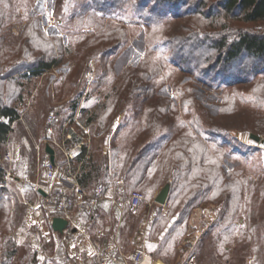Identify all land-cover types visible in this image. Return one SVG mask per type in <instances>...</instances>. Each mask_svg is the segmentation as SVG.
I'll return each mask as SVG.
<instances>
[{"label": "rangeland", "instance_id": "obj_1", "mask_svg": "<svg viewBox=\"0 0 264 264\" xmlns=\"http://www.w3.org/2000/svg\"><path fill=\"white\" fill-rule=\"evenodd\" d=\"M216 1L0 0V95L19 114L0 143L1 155L8 145L14 154L10 176L28 188L37 177L42 184V148L38 154L34 145L47 133V118L58 110L59 127L78 115L90 134L82 173L88 160L101 170L95 191L121 180L119 202L133 192L144 195L139 208H125L118 221L123 240L132 244L142 219L153 215L146 249L169 264L181 258L191 264H264V150L252 147L249 138L264 136V71L246 58L228 67L191 60L205 58L206 48L197 47L203 41L220 35L232 40L245 31L264 34V24L218 18ZM43 42L50 44L55 65L38 78L23 79V65ZM161 135L170 137L163 138L146 179L129 191L123 176H115L114 161L119 167L127 157L129 164ZM166 185L167 203L153 205ZM0 192L6 200V191ZM6 202H0V263L3 241L17 244L22 234L12 230ZM106 222L113 227L115 217ZM30 233L37 240L34 231L25 234ZM46 237L39 252L30 242L18 249L15 244L10 264L57 255L53 236Z\"/></svg>", "mask_w": 264, "mask_h": 264}, {"label": "built area", "instance_id": "obj_2", "mask_svg": "<svg viewBox=\"0 0 264 264\" xmlns=\"http://www.w3.org/2000/svg\"><path fill=\"white\" fill-rule=\"evenodd\" d=\"M51 21L49 19L50 24H52ZM58 116V110L49 115L46 123L47 133L39 143L34 145L38 154L42 148V163L44 165V179L42 184H36L35 193L39 204L48 213L67 221L64 235L72 236L75 220L82 214L93 212L102 201L110 202L120 214V218L124 216L125 208L133 210L139 208L145 200L142 193L133 192L119 202L116 200L115 193L106 197L102 188H98L94 193H89L81 187L79 178L83 172L86 149L90 142L89 130L79 124L78 115L67 118L64 124L58 127ZM10 128L12 129V125ZM258 137L259 142H253L251 146L264 150V136L259 135ZM45 147H49L53 151V162H50L51 155L45 152ZM12 161L13 156L8 146L0 161V169L4 172L6 180L11 178L9 165ZM5 183L2 187H5L7 184ZM121 185L122 181H118L117 186ZM154 204L161 206L153 202ZM153 219V215L142 219V226L130 246V251H127L121 244L117 231L111 234L96 252L93 264H140L147 254L146 232L148 224ZM198 225V222L196 225L194 224L192 230H197ZM186 247L191 249L193 245L187 242Z\"/></svg>", "mask_w": 264, "mask_h": 264}, {"label": "trees", "instance_id": "obj_3", "mask_svg": "<svg viewBox=\"0 0 264 264\" xmlns=\"http://www.w3.org/2000/svg\"><path fill=\"white\" fill-rule=\"evenodd\" d=\"M168 1L170 2L176 0ZM132 8L135 9L138 7H136L134 4ZM216 9L219 13V15L217 16L218 18L225 17L228 19L237 20L238 22H241L243 24H264V0H217ZM40 36L45 41L43 34L40 33ZM220 36L221 37H219L218 41H211L208 44L203 41L202 44H200L202 46L199 45V47L197 45L198 48H206V53L203 54L205 58H203L202 56L196 58L192 56L191 60L196 64H208L211 60H213L212 62H214V64L222 62L225 67H228L230 66V64H233L240 59L246 58L251 62H255V65H253V67L258 65L259 67H262V70L264 71V34L245 31L240 32L232 40H230V37L228 38L225 35ZM26 41L29 40L26 39ZM49 45L50 44H46L45 42L36 45V50L37 52H39V54L35 57L32 56V60L23 65L25 66L24 72L21 75L23 79L29 80L38 78L49 71L55 65L54 59H49L52 55ZM184 46H189L190 48L194 45ZM1 99L2 98L0 95V143H3L6 141L10 132V125L19 119V114L16 108L3 105ZM164 137L168 139L170 135H161L154 137L150 143H147L146 149L142 148L136 153L129 164V160L127 159V157H125L126 160H124V162L121 163L118 167V162L115 158V164L113 163L114 174L115 176L118 174H121V176H123L125 187H127L129 191L138 187L139 184H141L142 181L146 179L151 165L158 158L161 149V142L163 141ZM153 148L154 150L151 153L152 155L144 159L142 156L143 152H146L148 151V149L150 150ZM85 169L86 172L82 173V175L80 176L79 183L85 191L93 192L101 184V170L95 163L91 162V160H88L86 162L84 170ZM105 170L107 171V167L105 168ZM1 179L2 174L0 171V181ZM1 193L2 192H0V194ZM3 195H5V192ZM1 201L5 203L7 199L3 200L0 195V202ZM191 201L186 204V208L189 206ZM228 208L229 205L226 206V211L228 210ZM180 215L182 214L180 213ZM262 222L264 223V221ZM179 223L180 220L178 222L176 221L175 224ZM174 225H172V227L168 229V236L173 234ZM262 231L264 232V228ZM3 243L4 260L0 264H10L12 258L15 255V244L10 239H5ZM155 257L157 256L155 255ZM259 262L264 263V260H260Z\"/></svg>", "mask_w": 264, "mask_h": 264}, {"label": "crops", "instance_id": "obj_4", "mask_svg": "<svg viewBox=\"0 0 264 264\" xmlns=\"http://www.w3.org/2000/svg\"><path fill=\"white\" fill-rule=\"evenodd\" d=\"M14 123L11 124L12 129L10 128L9 135L14 129ZM8 146L10 148V145ZM13 155L14 154H12V156ZM1 158L2 155L0 154V161ZM10 166H12V163ZM0 171L2 174L0 189H4L6 191V199L9 200V203L6 207V212L9 220H11V223L13 224L12 230L22 233L17 244L15 243L16 248L18 249L19 246H21L22 243L26 241L35 246V250L39 252L42 251L40 242H44L42 237L47 238L46 236H50L51 234L55 240L56 251L58 254L48 257L47 262H44L42 260L43 258L38 260V257L36 264H93L96 252L103 245V243L108 240L110 235L116 231L120 234V242L123 247H125L127 251H130L131 242L123 240V236L118 225V221L121 219L120 214L116 208L110 204V202L106 200L102 201L93 212L80 215L73 223L74 228L72 236L67 237L64 235V233L59 234L52 230L51 221L55 216H52L50 213L48 214L44 210V207L39 204V199L35 193V185L41 181L39 177H37L34 185L28 188L26 186V181L17 177H11L10 179L6 180L4 172L1 169ZM118 181L121 180H117L112 184L111 187L104 188L105 196L107 195L106 197L114 194L116 191L119 192L121 190L123 182L122 185L118 187ZM4 183L6 185L5 187H2ZM27 195L31 197V200L28 201L26 199ZM112 215L115 217L113 227L106 224L107 219H110ZM28 231H34L37 235V240H34L31 233L26 235L25 233ZM40 235L42 236L41 239L39 238ZM15 258L16 257L12 258L11 263ZM17 260L20 262L21 258H18ZM140 264H169V262L163 258L161 259L155 257L153 252L150 254L147 252ZM175 264H191V260L181 258Z\"/></svg>", "mask_w": 264, "mask_h": 264}, {"label": "water", "instance_id": "obj_5", "mask_svg": "<svg viewBox=\"0 0 264 264\" xmlns=\"http://www.w3.org/2000/svg\"><path fill=\"white\" fill-rule=\"evenodd\" d=\"M250 140H252L255 143L259 142V137L256 135H249ZM45 152L51 155L50 162H53V151L49 147H45ZM169 186H164L161 191L158 193V195L155 198V203L163 206L167 203L168 195H169ZM41 193V192H40ZM42 194V193H41ZM67 227V221H65L62 218L55 217L51 221V228L55 233L63 234L64 230Z\"/></svg>", "mask_w": 264, "mask_h": 264}, {"label": "snow or ice", "instance_id": "obj_6", "mask_svg": "<svg viewBox=\"0 0 264 264\" xmlns=\"http://www.w3.org/2000/svg\"><path fill=\"white\" fill-rule=\"evenodd\" d=\"M148 247H149V249H150V250H152V248H153V246H152V245H149Z\"/></svg>", "mask_w": 264, "mask_h": 264}]
</instances>
